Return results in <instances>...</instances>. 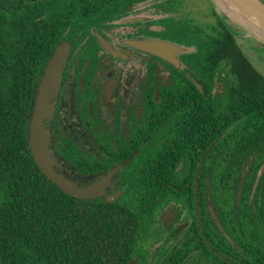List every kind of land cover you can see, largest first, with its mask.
Here are the masks:
<instances>
[{
    "label": "flooded vegetation",
    "instance_id": "flooded-vegetation-1",
    "mask_svg": "<svg viewBox=\"0 0 264 264\" xmlns=\"http://www.w3.org/2000/svg\"><path fill=\"white\" fill-rule=\"evenodd\" d=\"M14 1L19 8L28 2L29 18L62 28L40 66L30 122L53 52L68 49L41 120L54 169L80 188L98 184L92 198L80 199L114 197L144 210L128 264H264L259 244L245 243L242 217L250 210L253 219L264 217V117L244 108L245 101L235 121L211 117V106L228 94V77L220 64L211 78V62L183 22L185 12L194 21V0H107L93 14L87 5L73 7L87 12H67L66 0ZM146 40L173 43L174 53L166 54L175 61L138 45ZM212 120L220 123L219 161ZM212 162L220 164L219 181ZM165 188L178 194L164 195Z\"/></svg>",
    "mask_w": 264,
    "mask_h": 264
},
{
    "label": "trees",
    "instance_id": "trees-1",
    "mask_svg": "<svg viewBox=\"0 0 264 264\" xmlns=\"http://www.w3.org/2000/svg\"><path fill=\"white\" fill-rule=\"evenodd\" d=\"M65 4L67 12H87L73 8L87 5L84 9L93 14L108 1L66 0ZM184 14L185 26L195 33L211 62V78L220 64L228 77V94L224 102L211 106V117L227 115L235 121L242 101L250 113L264 117V74L243 50L235 31L213 7L210 22L195 18L191 22L189 12ZM61 31L59 26L29 18L28 2L19 8L14 0H0V264H128L132 246L139 243L144 210L69 195L42 172L31 152L35 83ZM195 93L205 99L197 89ZM219 133V121L212 120V155L217 161L222 150ZM211 174L221 179L220 164L212 162ZM230 174L236 180V172ZM249 191L247 187L245 198ZM171 192L165 188L164 195ZM234 195L229 193L230 214ZM242 217L245 243L259 244L264 259V217L253 219L252 210Z\"/></svg>",
    "mask_w": 264,
    "mask_h": 264
},
{
    "label": "water",
    "instance_id": "water-1",
    "mask_svg": "<svg viewBox=\"0 0 264 264\" xmlns=\"http://www.w3.org/2000/svg\"><path fill=\"white\" fill-rule=\"evenodd\" d=\"M224 1H226L230 8L236 13L264 29L263 0ZM138 45L149 51L161 54L169 58L171 61H175L174 58L166 54V52L174 53L175 49L173 48V43L164 40H146L139 42ZM67 55L68 49L64 45L58 46L53 52V55L42 75L35 115L30 122L29 144L37 165L50 180L56 183L64 192L71 196L78 198H92L94 194L100 190L98 184L86 188H80L73 180L67 178L62 173H59L54 169V150L50 144V134L43 126L41 121L42 116L47 114V112L50 110V105L48 103L49 97L56 93L59 89ZM197 84L201 88V85L198 82ZM200 168L201 164L199 165L196 172V180H198ZM196 189L198 198V186ZM113 199L114 197H109L108 201L112 202Z\"/></svg>",
    "mask_w": 264,
    "mask_h": 264
},
{
    "label": "rangeland",
    "instance_id": "rangeland-1",
    "mask_svg": "<svg viewBox=\"0 0 264 264\" xmlns=\"http://www.w3.org/2000/svg\"><path fill=\"white\" fill-rule=\"evenodd\" d=\"M212 7L216 9L222 18L225 19L235 31L238 42L243 50L252 59L254 65L264 73V38L259 36L251 28L234 19L218 5L216 0H194L192 14L199 22H210L214 19V16L212 15Z\"/></svg>",
    "mask_w": 264,
    "mask_h": 264
},
{
    "label": "bare ground",
    "instance_id": "bare-ground-1",
    "mask_svg": "<svg viewBox=\"0 0 264 264\" xmlns=\"http://www.w3.org/2000/svg\"><path fill=\"white\" fill-rule=\"evenodd\" d=\"M218 5L222 7L229 15H231L234 19L242 23L243 25L251 28L254 30L259 36L264 38V29L260 28L259 26L250 22L247 18L241 16L240 14L236 13L233 9L230 8L229 4L224 0H216ZM227 16V15H226ZM230 19V18H229ZM232 20V19H231Z\"/></svg>",
    "mask_w": 264,
    "mask_h": 264
}]
</instances>
